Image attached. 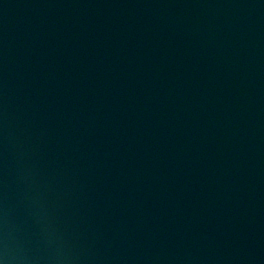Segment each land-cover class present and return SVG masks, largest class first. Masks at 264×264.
Returning a JSON list of instances; mask_svg holds the SVG:
<instances>
[{
  "label": "water",
  "instance_id": "1",
  "mask_svg": "<svg viewBox=\"0 0 264 264\" xmlns=\"http://www.w3.org/2000/svg\"><path fill=\"white\" fill-rule=\"evenodd\" d=\"M0 264H264V0H0Z\"/></svg>",
  "mask_w": 264,
  "mask_h": 264
}]
</instances>
